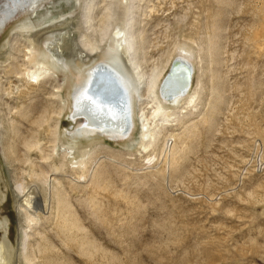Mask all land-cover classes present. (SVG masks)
<instances>
[{
    "label": "rangeland",
    "instance_id": "1",
    "mask_svg": "<svg viewBox=\"0 0 264 264\" xmlns=\"http://www.w3.org/2000/svg\"><path fill=\"white\" fill-rule=\"evenodd\" d=\"M91 1L70 0L53 12L85 13ZM101 1L95 3L99 17ZM29 2L15 0L12 8L20 12ZM132 2L137 53L146 72L166 64L178 44L194 42L202 56L194 75L201 79L198 103L157 117L158 135L147 150L109 136L88 146L87 167L78 174L63 172L55 189L59 204L50 199L46 215L28 229L33 264H264V0ZM4 6L0 3V15L7 12ZM11 50L20 58L26 51L21 40ZM9 69L0 67V164L9 193L0 204V220L9 221L10 240L20 254L11 180L29 169L24 141L45 144L43 152L42 144L33 152V164L61 157L53 151L52 136L56 125L62 136L77 128L76 88L62 73L41 89L12 74L9 81ZM22 91L30 95L21 98ZM46 108L48 121L39 127ZM21 113H29L30 121ZM6 152L20 168L17 175ZM3 233L0 228L1 238Z\"/></svg>",
    "mask_w": 264,
    "mask_h": 264
},
{
    "label": "bare ground",
    "instance_id": "2",
    "mask_svg": "<svg viewBox=\"0 0 264 264\" xmlns=\"http://www.w3.org/2000/svg\"><path fill=\"white\" fill-rule=\"evenodd\" d=\"M0 1L6 4L1 9L7 11L5 15H0V20H5L4 26L0 27L2 51L0 67H10L6 76L12 74V77L23 81L25 85L41 89L46 81L62 73L68 85L71 87L75 85L76 88L73 97L75 112L72 118L77 128L74 125L75 129L70 130L68 135L62 136L60 127L56 125L53 134L55 136H52L53 151L61 157L58 160L55 157L52 163H46L45 159L33 164L31 162L33 152L41 144L43 152L45 144L35 138L24 141V155L26 163H29V169L22 171L21 179L15 176L11 180L21 233L20 254L19 251L16 252L10 240L12 228L8 225L9 221L0 220V228L4 231L3 238L0 237V264H33L31 254L29 255L28 252L27 239L31 236L28 229L32 228L33 221H41L46 215L50 199L56 197L59 204V195L55 189H58V184L62 183L63 172L66 169L77 174L83 171L87 167L88 146H96L104 136L124 140L128 146H137L139 150H147L153 146L158 135L156 130L158 125L155 123L157 117H170L187 112L197 105L201 79L197 72V81H195L194 75L198 68V57L202 58V56L197 53L194 42L186 40L178 44L170 53L165 61L166 64L164 62L160 65L154 64L151 72H146L137 53L140 48L137 45L136 20L131 12L133 0H102L103 4L98 9L101 17L95 11L96 0H92L91 4L87 5L85 13L78 12L72 15L73 12H70L68 17L65 14L56 17L53 11L68 6L70 0L58 2L30 0L27 8L20 12L12 8L15 0ZM79 1L84 3L85 0ZM49 4L52 6H48ZM77 9L81 7L78 5ZM10 13L13 16L9 18ZM84 24H86L85 32L82 31ZM15 40H21L26 49L21 54V58L20 55L16 56L12 53V42ZM6 47L7 50L3 51ZM92 61L94 63L90 65ZM177 63L182 65L179 70L184 73L176 74L175 93L169 94L163 88L162 82L167 79L165 77L171 67ZM187 67L193 70L188 79ZM105 71L114 72L118 80L123 79L121 82L118 81L121 84L125 82L123 85L128 89L130 97L128 106L125 107L117 100L106 98L93 88L99 82H105L107 79ZM90 82L91 88H89ZM58 92L59 102H62L63 93L60 94V89ZM20 94H22L21 98L30 95L28 91H22ZM69 99H72L71 94ZM68 100L66 103H69ZM34 107H30L29 113L35 109ZM71 111H73L72 107ZM18 113L20 114V110L16 111V116ZM29 113L27 116L21 113L23 121H30L26 118L30 117ZM49 114V109L46 108L41 115L39 127L45 126ZM85 121L86 124H79ZM43 130L48 132L49 128ZM5 155L8 164L13 167L14 174L17 175L19 173L17 170L20 168L12 165L16 161L9 158L8 152ZM37 167L41 168V172H38ZM49 172L55 176L53 179H49L47 175L50 174ZM4 183L3 168L0 164V204L5 203L9 196L8 191L3 189L4 185L7 187Z\"/></svg>",
    "mask_w": 264,
    "mask_h": 264
},
{
    "label": "water",
    "instance_id": "3",
    "mask_svg": "<svg viewBox=\"0 0 264 264\" xmlns=\"http://www.w3.org/2000/svg\"><path fill=\"white\" fill-rule=\"evenodd\" d=\"M175 66V67H174ZM174 66L171 67L170 72L166 75V80L163 81L162 86L165 90H167L166 93L173 94L175 93L176 89V84H175V79H176V74L178 75L179 73L183 72L182 70H179L182 65L180 63L175 64ZM187 67V72H186V77L190 78V73L191 69ZM184 73V72H183ZM105 74H107V79L105 82H99V84L95 85L93 88L97 89V92L106 98H110L113 100H117L120 104L126 107L128 106V101H129V91L128 89L120 83L123 79L118 80L114 72L112 71H105ZM111 80L112 82L109 83L108 81ZM120 81V82H118ZM178 82V80H176ZM107 82L109 84H107ZM189 85V84H188ZM184 86V85H183ZM187 86V85H186ZM89 88H91V82L89 83ZM165 92L162 90V94ZM130 106V105H129Z\"/></svg>",
    "mask_w": 264,
    "mask_h": 264
}]
</instances>
